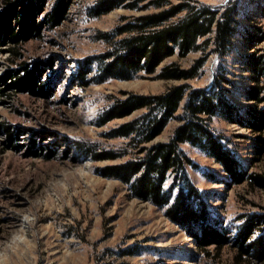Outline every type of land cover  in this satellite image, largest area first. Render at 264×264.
<instances>
[{
	"label": "rangeland",
	"instance_id": "1",
	"mask_svg": "<svg viewBox=\"0 0 264 264\" xmlns=\"http://www.w3.org/2000/svg\"><path fill=\"white\" fill-rule=\"evenodd\" d=\"M12 1L20 13L10 18L16 33L17 21L26 16L24 6L31 1L36 4L37 26L17 42L0 28V264H264V259L239 256L230 241L199 247L162 208L130 197L124 184L97 172L132 153L113 160H93L87 154L89 148L124 147V139L105 135L143 109L105 123L100 117L129 92L159 93L181 82L209 87L224 71L227 80L221 85L241 115L247 116L250 108L264 110V0H188L220 9L231 2L238 7L232 50L219 55L209 51L210 44L196 77L165 79L157 73L170 63L189 67L206 54L201 51L174 53L153 73L141 70L129 79L105 81L96 76V57L110 48L101 34L124 16L156 8L118 7L94 16L90 8L97 0H68L63 17L54 24L47 14L58 0H0V11ZM248 57L263 66L257 79L249 70ZM30 74L37 87L21 90L11 84L14 75ZM254 86L257 97L249 92ZM179 123L171 119L152 142L167 140ZM211 126L230 141L245 174L264 177V148L258 149L254 140L264 136V127L256 130L247 122L217 116ZM181 147L199 166L188 167V173L207 192L205 199L218 225L235 228L249 215L264 216V186L249 178L234 182L212 157L186 142ZM260 227L264 230V220ZM259 233L257 228L252 238ZM228 234L231 239L234 232Z\"/></svg>",
	"mask_w": 264,
	"mask_h": 264
},
{
	"label": "trees",
	"instance_id": "2",
	"mask_svg": "<svg viewBox=\"0 0 264 264\" xmlns=\"http://www.w3.org/2000/svg\"><path fill=\"white\" fill-rule=\"evenodd\" d=\"M13 2L0 11V28L17 42L37 26L33 19L36 4L31 1L24 6L26 16L22 21H17L20 30L16 33L10 18L20 17V13ZM67 2L58 0L51 13L47 14L52 23H58L63 17ZM118 7H153L156 10L124 16L111 31L101 34L110 48L96 57L99 81L129 79L141 70L153 73L162 60L174 53L179 56L191 51L206 53L189 67L170 63L163 65L157 73V77L165 79H191L198 75L209 51L224 55L234 46L238 24V7L235 3L231 2L220 9L188 0H97L90 11L92 15L99 16ZM210 44L212 47L206 52ZM259 63L257 58H247L249 70L255 72L254 79L263 69ZM223 80H227L225 72L220 71L209 87H193L188 82H181L159 93L129 92L124 97L116 98L102 113L101 123L124 117L135 110L143 111L106 133L108 138L124 139V147L100 151L89 148L87 154L93 160H113L132 153L121 162L98 167L97 172L124 184L130 197L162 208L169 220L190 232L199 247L212 244L221 246L230 241L238 249L239 256L261 260L264 259V230L260 224L264 216L249 215L235 228L218 225L219 221L214 219L206 202L207 192L200 190L188 173V167L198 169L199 166L181 147V143L186 142L212 157L234 182L249 178L253 183L264 186L262 175L245 174L234 149L229 145L230 141L211 126L212 117L217 116L234 122H247L256 130L264 127V110L250 108L247 116L241 115L239 108L227 99V89L221 85ZM11 84L21 90L37 87L33 74L14 75ZM249 92L257 97L258 87H252ZM178 110H181L180 113H177ZM175 118L180 123L169 138L152 142ZM4 128L11 134L9 125ZM254 140L258 149L264 148V136L257 135ZM257 228L260 233L252 238ZM231 232L234 235L230 239L228 233Z\"/></svg>",
	"mask_w": 264,
	"mask_h": 264
}]
</instances>
